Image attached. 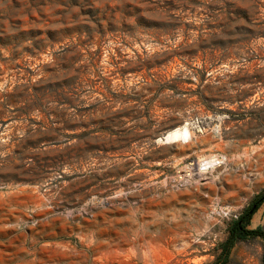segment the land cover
<instances>
[{"label": "rangeland", "instance_id": "rangeland-1", "mask_svg": "<svg viewBox=\"0 0 264 264\" xmlns=\"http://www.w3.org/2000/svg\"><path fill=\"white\" fill-rule=\"evenodd\" d=\"M259 194L264 0H0V264H264Z\"/></svg>", "mask_w": 264, "mask_h": 264}, {"label": "trees", "instance_id": "trees-1", "mask_svg": "<svg viewBox=\"0 0 264 264\" xmlns=\"http://www.w3.org/2000/svg\"><path fill=\"white\" fill-rule=\"evenodd\" d=\"M264 201V194L257 195L251 205L245 210L244 214L240 219H238L232 229L230 230L229 237L224 243L226 254L229 255L231 248L234 246L235 242L239 239H244L247 236H257L260 235L259 231L249 230L251 219L256 211L260 208ZM264 237V234L262 235Z\"/></svg>", "mask_w": 264, "mask_h": 264}, {"label": "built area", "instance_id": "built-area-1", "mask_svg": "<svg viewBox=\"0 0 264 264\" xmlns=\"http://www.w3.org/2000/svg\"><path fill=\"white\" fill-rule=\"evenodd\" d=\"M222 162L223 160L217 156H211L209 158L197 161L196 163L191 165V167L188 168L186 171H183V174H180L179 180L186 181L192 179L196 175H206L211 170L215 169L216 167H219Z\"/></svg>", "mask_w": 264, "mask_h": 264}, {"label": "bare ground", "instance_id": "bare-ground-1", "mask_svg": "<svg viewBox=\"0 0 264 264\" xmlns=\"http://www.w3.org/2000/svg\"><path fill=\"white\" fill-rule=\"evenodd\" d=\"M192 139V132L186 128H176L167 133L166 140L171 142L183 141L190 142Z\"/></svg>", "mask_w": 264, "mask_h": 264}]
</instances>
